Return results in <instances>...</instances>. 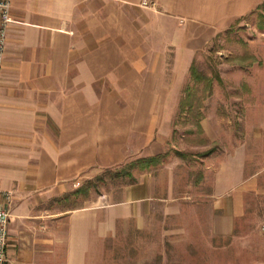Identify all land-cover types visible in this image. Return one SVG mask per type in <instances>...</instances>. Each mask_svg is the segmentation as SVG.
<instances>
[{"label":"crops","instance_id":"0c3cea01","mask_svg":"<svg viewBox=\"0 0 264 264\" xmlns=\"http://www.w3.org/2000/svg\"><path fill=\"white\" fill-rule=\"evenodd\" d=\"M263 2L12 0L0 88V151L14 155V173L0 189L21 197L11 206L10 259L90 264L123 222L140 223L171 196L172 179L160 196L146 172L117 198L92 193L81 207L52 210L45 203L73 193L90 171L150 156L154 147L163 152L161 137L154 139L158 116L177 112L196 57ZM257 66L264 94V60ZM248 105L262 116L263 135L264 95ZM246 143L220 158L212 186L214 198L224 197L216 206L225 212L221 233H231L243 211Z\"/></svg>","mask_w":264,"mask_h":264},{"label":"rangeland","instance_id":"374dc122","mask_svg":"<svg viewBox=\"0 0 264 264\" xmlns=\"http://www.w3.org/2000/svg\"><path fill=\"white\" fill-rule=\"evenodd\" d=\"M263 54L264 7H260L220 33L196 57L195 69L207 79L196 83L190 72L177 112L158 116L154 139L161 137L164 150L158 153V148H153L147 157H160L152 165L130 168L132 162L143 158L134 157L95 169L76 187L92 185L87 194L70 192L45 202L52 210L54 205L56 209L81 207L92 193H113L117 198L120 189L146 172L162 196L172 179L171 196L140 223L123 222L116 236L108 237L103 248L94 249L90 264H264V134L256 130L262 116L248 105L264 95L256 81ZM251 78L254 83L247 81ZM189 86L193 104L182 105ZM201 114L203 125L199 128ZM241 141L247 142L248 150L246 178L238 187L244 190L243 211L234 218L232 232L221 233L219 216L225 212L216 206L224 197L214 198L212 186L220 158ZM9 155L14 158L0 151V186L9 183L14 173ZM127 170L133 175L126 174ZM6 190L13 194L14 212L20 194L14 188ZM13 259L20 262V258Z\"/></svg>","mask_w":264,"mask_h":264},{"label":"built area","instance_id":"2783aa9c","mask_svg":"<svg viewBox=\"0 0 264 264\" xmlns=\"http://www.w3.org/2000/svg\"><path fill=\"white\" fill-rule=\"evenodd\" d=\"M142 4L150 6L154 4V0H142ZM11 24L12 0H0V88L2 85L6 46ZM12 202V192L0 189V264H22L20 262H14L8 256Z\"/></svg>","mask_w":264,"mask_h":264},{"label":"trees","instance_id":"16d2710c","mask_svg":"<svg viewBox=\"0 0 264 264\" xmlns=\"http://www.w3.org/2000/svg\"><path fill=\"white\" fill-rule=\"evenodd\" d=\"M260 7H264V2L258 7V8H260ZM195 63H193V65H192V67H191V75H192V80L194 81V82H196V83H198L199 81H201V79H207V78H205L203 75H202V73L201 72H199L198 70H196L195 69V65H194ZM211 83V82H210ZM209 86H211V84L209 85ZM192 88L189 86L188 88H187V94H186V97H185V100H187V101H182V105H184L185 104V102L186 103H189V105L190 106H192V104H193V97H191L192 95H193V92H192V90H191ZM185 109V108H184ZM183 108H182V110H184ZM197 116H199L198 114H197ZM203 115L201 114L200 115V117H198L199 118V120H197V125L199 126V128H201L202 126H201V121H200V119H201V117H202ZM160 156H153V157H143V158H139V159H137V160H135L134 162H132L131 164H130V168H132L134 165H136V164H140L141 166H142V168H146V167H149L150 165H152L153 164V162L157 159V158H159ZM126 174H129V175H133L132 174V172L130 171V170H127L126 172H125ZM99 180H102V177H99L98 178ZM91 186L92 185H82V186H80L79 188H77L74 192H73V194L74 195H77V194H87L88 193V191H89V189L91 188Z\"/></svg>","mask_w":264,"mask_h":264}]
</instances>
